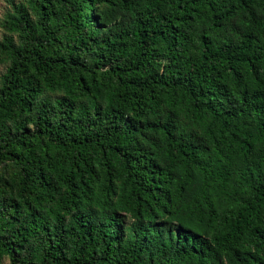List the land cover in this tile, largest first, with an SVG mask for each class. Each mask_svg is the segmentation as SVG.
Masks as SVG:
<instances>
[{"label":"trees","instance_id":"trees-1","mask_svg":"<svg viewBox=\"0 0 264 264\" xmlns=\"http://www.w3.org/2000/svg\"><path fill=\"white\" fill-rule=\"evenodd\" d=\"M0 263L264 264V0H8Z\"/></svg>","mask_w":264,"mask_h":264},{"label":"rangeland","instance_id":"rangeland-1","mask_svg":"<svg viewBox=\"0 0 264 264\" xmlns=\"http://www.w3.org/2000/svg\"><path fill=\"white\" fill-rule=\"evenodd\" d=\"M9 8L8 0H0V18L3 17L4 12ZM1 33V32H0ZM3 67L0 66V72L3 70ZM0 264H7V261L4 260Z\"/></svg>","mask_w":264,"mask_h":264}]
</instances>
